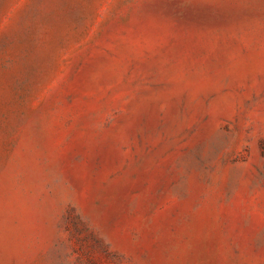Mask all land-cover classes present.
<instances>
[{
    "label": "rangeland",
    "instance_id": "obj_1",
    "mask_svg": "<svg viewBox=\"0 0 264 264\" xmlns=\"http://www.w3.org/2000/svg\"><path fill=\"white\" fill-rule=\"evenodd\" d=\"M0 264H264V0H0Z\"/></svg>",
    "mask_w": 264,
    "mask_h": 264
}]
</instances>
